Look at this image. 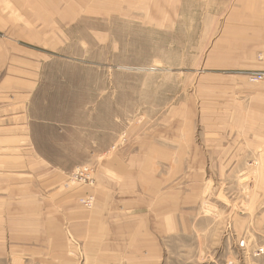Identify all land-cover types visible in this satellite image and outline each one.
<instances>
[{"label": "rangeland", "instance_id": "obj_1", "mask_svg": "<svg viewBox=\"0 0 264 264\" xmlns=\"http://www.w3.org/2000/svg\"><path fill=\"white\" fill-rule=\"evenodd\" d=\"M0 264H264V0H0Z\"/></svg>", "mask_w": 264, "mask_h": 264}, {"label": "crops", "instance_id": "obj_2", "mask_svg": "<svg viewBox=\"0 0 264 264\" xmlns=\"http://www.w3.org/2000/svg\"><path fill=\"white\" fill-rule=\"evenodd\" d=\"M8 80H9V78H8ZM11 80H13L14 82H16L15 80H18V79H14V78L12 77ZM18 81H19V80H18ZM25 162H27V163H31V162H33V161H28V160H26Z\"/></svg>", "mask_w": 264, "mask_h": 264}, {"label": "bare ground", "instance_id": "obj_3", "mask_svg": "<svg viewBox=\"0 0 264 264\" xmlns=\"http://www.w3.org/2000/svg\"><path fill=\"white\" fill-rule=\"evenodd\" d=\"M131 69V68H130ZM92 200V199H91Z\"/></svg>", "mask_w": 264, "mask_h": 264}]
</instances>
